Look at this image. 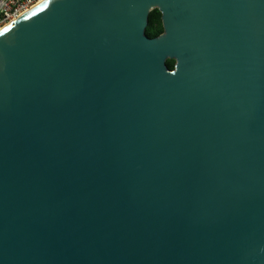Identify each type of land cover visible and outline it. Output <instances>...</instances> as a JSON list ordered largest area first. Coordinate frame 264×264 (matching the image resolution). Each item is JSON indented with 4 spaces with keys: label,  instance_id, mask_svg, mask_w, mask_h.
<instances>
[{
    "label": "water",
    "instance_id": "1",
    "mask_svg": "<svg viewBox=\"0 0 264 264\" xmlns=\"http://www.w3.org/2000/svg\"><path fill=\"white\" fill-rule=\"evenodd\" d=\"M0 264H264V0H45L0 30Z\"/></svg>",
    "mask_w": 264,
    "mask_h": 264
},
{
    "label": "built area",
    "instance_id": "2",
    "mask_svg": "<svg viewBox=\"0 0 264 264\" xmlns=\"http://www.w3.org/2000/svg\"><path fill=\"white\" fill-rule=\"evenodd\" d=\"M45 0H0V30Z\"/></svg>",
    "mask_w": 264,
    "mask_h": 264
},
{
    "label": "trees",
    "instance_id": "3",
    "mask_svg": "<svg viewBox=\"0 0 264 264\" xmlns=\"http://www.w3.org/2000/svg\"><path fill=\"white\" fill-rule=\"evenodd\" d=\"M146 36L150 39H155L164 33V26L162 21V14L158 9L153 10L149 15V24L146 29ZM176 62L168 60L167 65L171 70L175 69Z\"/></svg>",
    "mask_w": 264,
    "mask_h": 264
}]
</instances>
